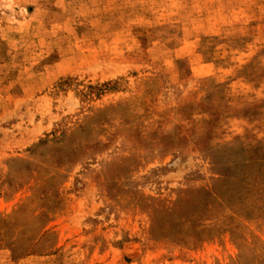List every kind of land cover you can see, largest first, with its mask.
Instances as JSON below:
<instances>
[{"label":"rangeland","instance_id":"1","mask_svg":"<svg viewBox=\"0 0 264 264\" xmlns=\"http://www.w3.org/2000/svg\"><path fill=\"white\" fill-rule=\"evenodd\" d=\"M0 264H264V0H0Z\"/></svg>","mask_w":264,"mask_h":264}]
</instances>
